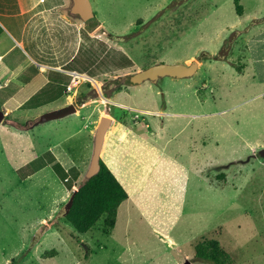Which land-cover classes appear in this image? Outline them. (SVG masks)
I'll use <instances>...</instances> for the list:
<instances>
[{"label":"rangeland","instance_id":"374dc122","mask_svg":"<svg viewBox=\"0 0 264 264\" xmlns=\"http://www.w3.org/2000/svg\"><path fill=\"white\" fill-rule=\"evenodd\" d=\"M90 3L99 25L89 36L83 24L74 63L96 75L74 76L46 106L75 112L13 114L35 123L27 129L0 123V264H212L194 258L200 237L217 239L232 264H264V73L248 41L263 32L264 0H238L241 15L234 0ZM68 52L61 62L74 60ZM193 60L190 77L129 83L153 64ZM97 154L128 197L112 229L101 218L79 233L53 164L77 185Z\"/></svg>","mask_w":264,"mask_h":264},{"label":"crops","instance_id":"0c3cea01","mask_svg":"<svg viewBox=\"0 0 264 264\" xmlns=\"http://www.w3.org/2000/svg\"><path fill=\"white\" fill-rule=\"evenodd\" d=\"M83 24L80 16L69 12L67 0H0V112L3 115L15 118V113L29 116L32 111L36 114L48 110L46 106L68 95L74 76L90 78L85 73L65 70L69 58L65 62L60 60L69 49L72 50L68 53L77 57ZM261 29L262 33L248 39L253 54H262L254 55L260 77L264 73L260 65L264 62V23ZM87 32L89 35L90 31ZM255 40H260V44L254 45ZM63 74L71 76L70 80ZM128 107L137 112L153 111ZM45 110L44 113L51 111ZM19 124L17 129L35 125L26 120V126Z\"/></svg>","mask_w":264,"mask_h":264},{"label":"trees","instance_id":"16d2710c","mask_svg":"<svg viewBox=\"0 0 264 264\" xmlns=\"http://www.w3.org/2000/svg\"><path fill=\"white\" fill-rule=\"evenodd\" d=\"M234 2L236 13L241 15V5H239L238 0H234ZM96 25L98 26L99 23L93 12V19L91 20V23L87 22V26L94 27ZM87 26H85L86 30H88ZM80 48L77 56L80 52ZM218 55L219 54L213 55L212 58H217ZM76 58L70 60L65 65L64 69L85 73L90 77L96 75L92 69L86 68L85 70L84 68L76 67V64L74 63ZM129 63H131V61H129ZM239 70H241V67ZM56 73L62 75L60 72ZM63 75L68 77V81L70 80L71 76L66 74ZM84 83L88 88L93 89V86L89 81L85 80ZM88 99L89 98L86 97L85 94H82L81 92L77 93L76 101L78 105H83ZM4 122L15 128L20 126L18 120L13 117H10V119L6 118ZM24 125L26 126L25 123L22 124V126ZM53 169L57 172L60 180H62L65 186L71 189L72 196L70 195V203L64 213V218L74 230L79 233H86L101 218L107 229H112L114 227L117 217V209L119 205L127 199L128 194L115 176L113 170L108 164H106L100 155L97 154L95 156L94 169L77 185H72L68 171L63 169L58 162L53 164ZM193 249L194 258L196 260H204L212 264H232L230 255L220 246L218 240L215 238L200 237L194 242ZM56 253L57 252L54 249L45 251L42 254V257L54 256Z\"/></svg>","mask_w":264,"mask_h":264},{"label":"water","instance_id":"95a60500","mask_svg":"<svg viewBox=\"0 0 264 264\" xmlns=\"http://www.w3.org/2000/svg\"><path fill=\"white\" fill-rule=\"evenodd\" d=\"M71 8L75 13L80 15L85 26H87V22L91 23V20L93 19V11L89 0H72ZM96 26L94 27L87 26L88 28L87 31H92L93 29H95ZM197 68H198L197 60H193L189 64L157 63L148 66L146 68H143L132 74L129 78V83L132 85H136L145 80H150L151 82H155L157 81V79L164 76L178 77V78L190 77L196 72ZM74 112H75V108L72 105H67L41 114L39 120L46 121V120L56 119L72 114ZM2 117L3 114L0 112V120ZM259 153L262 157H264V148L261 149ZM184 264H189V262H185Z\"/></svg>","mask_w":264,"mask_h":264}]
</instances>
